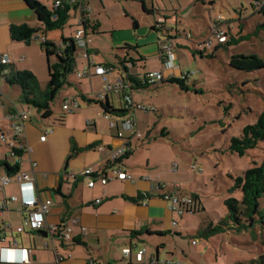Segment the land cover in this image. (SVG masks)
<instances>
[{"label":"crops","instance_id":"0c3cea01","mask_svg":"<svg viewBox=\"0 0 264 264\" xmlns=\"http://www.w3.org/2000/svg\"><path fill=\"white\" fill-rule=\"evenodd\" d=\"M37 1L48 7V0ZM56 1L51 0L52 7ZM98 1L105 7V0H81V3L90 8L89 22H98L99 31L104 33L100 19L92 8ZM144 10L148 15H153L156 24L142 29L139 21L135 20L132 24L134 30L131 29L132 25H127L125 31H113L112 51L115 58L118 61V58L125 57L126 52L121 45L128 43L136 46L144 59V62H137L134 67H128L131 74L162 71L167 78H181L183 72L177 60V69L163 70L162 65L167 45L173 44L171 52L174 53L175 37H170V31H166L167 27L163 24L165 20L155 16V8L149 9L145 3ZM72 13L77 23L81 11ZM15 24H28L36 28L39 22L27 0H0V57L8 55L10 66L15 71L29 70L37 75L38 71L42 72L45 54L36 39L29 43L13 41L10 29ZM75 31L69 37L63 35L72 38ZM93 49L90 48L91 61L95 63ZM145 55L160 59L156 69H147ZM95 66L111 68L108 85L112 90L106 94V99L115 109L124 110L123 114H101L98 101L105 83L96 74L95 68L88 75L90 89L83 82L69 87L68 95L73 97L72 100L79 95L87 104L82 108L79 103L81 110L78 112L77 109L71 113L64 112L63 123L53 118L44 120L43 113L24 102L18 86L8 84L4 76L0 77V138L4 136L9 139L16 125L22 124L24 127V152L21 158L12 155L8 141L2 142L0 139V201L12 196L21 197V188L15 178H12L10 185H1V178L7 174L2 163L8 162L12 166L19 163V172L33 181L38 197L52 203L47 225L70 227L72 230L70 241L57 237L53 239L47 232L35 231L30 227L18 233L17 228L22 224L25 214L20 202L13 203L0 213L2 232L6 238L5 242H0L1 264H124L123 250L127 248L132 251L130 264H153L155 258L171 259L183 264L176 258L175 251L168 247L167 239L180 232L174 225L177 214L169 210L168 203L163 199V194L172 193L174 185L180 183H173L171 173L162 170L155 157L153 142L150 141L144 147L139 142L134 145V136L130 132L135 131L123 128V121L130 117L139 131L136 119L139 109L129 111L120 91L115 90L121 76L125 74L124 66L112 61ZM124 83L133 85L131 94L134 103L156 111L155 107L145 105L143 98H135L133 91L136 87L131 81L124 80ZM19 113H28V118L22 121L18 118ZM111 123L116 126L113 127ZM44 135L46 139L41 140ZM103 146L123 148L126 153L133 152L128 159L122 160L121 165L126 173L133 176L134 181L112 180L104 186L97 180L95 186L90 188L87 177L73 176L89 167L97 173L109 174L108 168L112 166L110 153L101 151L100 147ZM160 184L165 185V188ZM97 200H101V203L98 204ZM149 240L153 241L155 249L146 246ZM14 242L17 243L15 249L12 247ZM20 248L30 249L29 263L21 262ZM139 248L146 249L143 262L136 259Z\"/></svg>","mask_w":264,"mask_h":264},{"label":"rangeland","instance_id":"374dc122","mask_svg":"<svg viewBox=\"0 0 264 264\" xmlns=\"http://www.w3.org/2000/svg\"><path fill=\"white\" fill-rule=\"evenodd\" d=\"M144 2L147 8H155V16L165 20L166 31H170V37H175L172 39L174 53L182 72L188 75L187 90L173 84L135 88V98H143L145 105L155 107L156 111H137L143 140L138 141L134 132L130 134L134 136V145L139 142L144 147L153 142L156 160L165 173H171L173 183H180L179 193L189 197L198 195L201 206L196 212L177 215L175 229L180 233L167 239L168 247L183 264H235L258 257L264 254L262 223L252 229L231 228L223 232H212V229L228 214L224 201L242 198L240 190H230L233 179L260 165L264 157V142L243 157L230 151L232 138L242 135L243 129L254 124L264 111V70L245 73L230 67L235 54L264 57V16L258 14L253 0H105V7L98 1L92 8L104 33L92 38L94 65L108 61L117 63L112 51L113 31H125L135 20L142 29L156 24L153 15L144 10ZM52 4L48 0L49 8ZM75 20L72 13L63 31L49 32L46 39L61 46L63 33L69 37L76 30ZM215 27L242 39L219 47L213 33ZM131 29L134 30L133 25ZM121 46L124 48V44ZM44 57L42 72L34 74L43 91L49 81L46 55ZM145 57L148 70L160 64L157 56ZM76 60L75 72L69 75V80L86 83L90 89L85 74L87 60L81 57L80 50ZM51 62H55V58ZM71 86L74 85L60 90L52 103V118L56 121L64 116V102L73 99L68 95ZM77 96L82 108L85 107L86 101ZM163 131L167 132L166 136L162 135ZM194 166H197L196 171H193ZM261 210L264 211V198ZM194 240L199 244L194 245ZM146 246L155 249L153 241L149 240Z\"/></svg>","mask_w":264,"mask_h":264},{"label":"trees","instance_id":"16d2710c","mask_svg":"<svg viewBox=\"0 0 264 264\" xmlns=\"http://www.w3.org/2000/svg\"><path fill=\"white\" fill-rule=\"evenodd\" d=\"M254 6L257 8L258 14L264 16V0H253ZM29 6L35 13L39 25L36 28L28 24H15L11 26V38L15 42L29 43L33 39H40L49 32L60 30L63 31L66 23L71 18V13L77 10V6L64 2L60 6L48 8L37 0H27ZM257 3V4H256ZM230 24L232 21L229 22ZM137 26V24H135ZM163 26V24H161ZM85 28L91 30L90 36L100 34V24L98 22H86ZM232 26L229 27V30ZM227 34V33H226ZM42 35V36H38ZM226 42H219V47L229 46L238 43L242 37L236 38L233 35L227 34ZM39 47L44 51L47 58L49 81L46 90H41L37 77L29 70L15 71L9 65L0 63V77L4 76L8 84L18 86L21 89L22 97L25 103L36 108L39 112L43 113V119L47 120L52 118L53 110L52 103L55 101L56 96L66 85H75L77 83L69 80V75L75 72L77 66L76 53L78 52L73 39L65 38L62 36V45L58 46L53 42L46 39L44 42L38 43ZM125 49V57L118 58V64L125 68V72H129L128 65L135 66L137 62H144V59L137 52L136 46L129 45ZM203 55V53H201ZM55 58V62L51 59ZM1 59V57H0ZM89 62L87 63V65ZM230 67L235 70L254 73L256 71L264 70V57L257 54H235L231 57ZM81 78V77H79ZM188 80L187 74H182L181 78L170 77L160 84L148 86L142 85L138 81L131 79V82L136 88L157 87L163 84H173L181 87L182 90H187L185 82ZM133 87V85H132ZM123 98V93H120ZM102 111L107 115L123 114L124 110H117L108 102L104 100L98 101ZM61 123L64 122V116L57 120ZM163 136L167 135L166 131L162 132ZM264 142V111L259 115L254 124L248 125L243 129L242 135L234 137L231 140L230 151L240 157L247 154L248 151L256 149L258 144ZM15 156L21 158L24 150L21 148H12ZM133 154L128 151L123 159H128ZM8 175H14L19 172V163L11 165L8 162L2 163ZM233 187L231 191L240 190L242 193L241 200L229 198L224 201L227 207L228 214L223 218L212 232H223L231 228L238 230L254 228L257 224L264 225V211L261 210V200L264 198V157L260 165L248 169L240 177L234 178ZM139 199L141 196L138 197ZM195 200V208L192 212H196L201 207L198 205L200 198L196 195L193 196ZM200 204V203H199ZM61 228H58L60 231ZM0 232H2V222L0 220ZM58 233V232H57ZM56 233V234H57ZM133 234H135L133 232ZM158 235V234H157ZM161 235V234H160ZM0 242H2L0 240ZM235 264H264V254L253 257L249 260L238 261Z\"/></svg>","mask_w":264,"mask_h":264},{"label":"built area","instance_id":"2783aa9c","mask_svg":"<svg viewBox=\"0 0 264 264\" xmlns=\"http://www.w3.org/2000/svg\"><path fill=\"white\" fill-rule=\"evenodd\" d=\"M68 2L72 3L76 6H78L77 10L81 11L80 16H78V21H77V28L76 31L72 37L73 42L77 48V50H80V55L82 58L86 59L89 64L86 66L85 69V74L90 75L91 74V69L95 68V72L97 75L101 76L105 86L103 88V93L99 96V100H104L106 98V94L112 90V88L108 85V79L109 76L112 72L111 68L109 67H103V66H95L93 65L91 61V50H90V45L92 42V37L90 36V31L85 28V23L89 22V13H90V8L88 6H84L81 3V0H57L54 3V7L60 6L62 3ZM257 4V3H256ZM233 28V26H232ZM215 37H217L218 42H225L227 40V32L224 30H221L218 27H215L214 32ZM191 38V36L189 35ZM46 39L44 37L40 38L39 40L36 39V42H44ZM211 45V42L209 43ZM173 47L172 45H167L164 48V52L166 55L163 57V70H173L179 68V66L176 64V57L174 53L171 52ZM206 48H207V43H206ZM11 62V59L8 55H3L0 59V63L3 65H9ZM95 66V67H94ZM128 67H131V65H128ZM79 77H82V74L78 75ZM134 79L141 83L142 85H148V86H153L160 84L161 82H164L168 78L165 76L164 72H149L145 74H131L130 71L128 73L125 72L121 76V79L119 80V83L117 84L115 90L116 92L123 93V100L126 104V107L128 108L129 111L131 110H143V111H153V109L148 108L144 106L143 104H136L134 103L132 99V94H131V86L127 85L124 83V80H129ZM79 108V102L78 100H67L63 104V110L65 112H74L76 109ZM18 118H20L22 121L26 120L28 118V113H19ZM111 125L114 127L116 126L115 123H111ZM123 128L126 131H135L136 136L138 139H143V136L141 133L138 131L137 126L135 121L132 118H126L123 121ZM119 136H122L121 133H119ZM23 137H24V127L22 124L16 125L13 128V132L11 137L9 139H6L4 136H2L0 139L2 142L8 141L11 144L12 148H21L24 150V145H23ZM46 135L41 137V140H45ZM100 150L103 152H108L110 153V163L112 166L108 168V173L109 174H100L95 172L92 168H86L83 171H81L79 174L73 175L75 178L80 177H87L88 180V186L90 188H93L96 184V181L99 180L102 185H107L110 181L112 180H118V181H134V178L132 175L126 173L122 169L121 162L123 160V157L126 154V150L123 148H108L106 146L100 147ZM12 155L15 156V153L13 150H11ZM35 166V164H34ZM197 170V166L193 167V171ZM12 178H15L16 182L20 185L21 188V197L17 196H12L9 199L0 201V213L3 211L7 210L9 205L20 202L21 205L23 206V212L25 214L22 224L17 228L18 233H22L25 228L30 227L31 229L35 231H45L49 235L52 236L53 239L56 237L58 239H62L65 241H70L71 240V233L72 230L70 227H65L61 228L60 231H58V228L54 226H49L47 225V217L50 214L52 203L49 200H41L38 197V194L35 190L34 183L31 179L28 178V176L18 172L14 175H8L6 174L1 178V185L2 187H5L7 185H10L12 183ZM160 186L165 188V185L160 184ZM159 186V187H160ZM180 188V185H174V191L172 193H167L163 194V199L168 203L169 210L172 213L175 214H182L183 212H192L193 209L195 208V200L193 197H189L183 194H180L178 192V189ZM97 203H101V200H97ZM176 225V223H174ZM58 232V233H57ZM57 233V234H56ZM0 240L2 242L6 241L5 235L3 232H0ZM194 245H198L199 243L194 240L193 241ZM12 247H17V243L14 242L12 243ZM10 247V248H12ZM20 253H21V262L22 263H29L30 262V249L28 248H20ZM131 249L127 248L123 250V256L126 262L124 264H130V259H131ZM146 254V249L145 248H139L137 250L136 254V259L138 262H143L144 257ZM61 261V258L58 259ZM1 264V260H0ZM153 264H180L177 263L171 259H159L155 258L153 259Z\"/></svg>","mask_w":264,"mask_h":264},{"label":"water","instance_id":"95a60500","mask_svg":"<svg viewBox=\"0 0 264 264\" xmlns=\"http://www.w3.org/2000/svg\"><path fill=\"white\" fill-rule=\"evenodd\" d=\"M129 46V44H124V48H127ZM123 48V51H125V49Z\"/></svg>","mask_w":264,"mask_h":264}]
</instances>
